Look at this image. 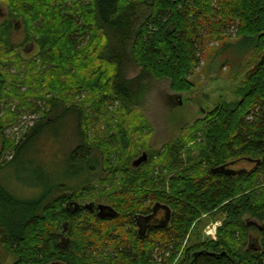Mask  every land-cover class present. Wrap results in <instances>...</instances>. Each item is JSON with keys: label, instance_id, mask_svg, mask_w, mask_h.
<instances>
[{"label": "trees", "instance_id": "obj_1", "mask_svg": "<svg viewBox=\"0 0 264 264\" xmlns=\"http://www.w3.org/2000/svg\"><path fill=\"white\" fill-rule=\"evenodd\" d=\"M0 2L13 18L0 26V109L7 108L5 119L0 116V161L5 149L10 153L0 172L24 159L21 168L31 174L28 182L9 174L15 183L0 179V236L13 264H156L158 258L172 264L194 223L210 213L225 216L219 240L189 241L176 264H264V242L261 248L247 237L255 225L241 221L245 214L264 220V0ZM17 20L40 51L27 61L8 39ZM231 38L244 53L250 51L238 101L221 102L189 128L186 139L167 145L166 177L155 176L154 169L129 175L126 165L118 164L122 151L130 150L124 124L117 127L119 138L91 143L97 138L90 139L89 114L62 100L78 87H95L103 94L91 112L112 124L105 105L134 110V81L124 76L128 64L140 68L139 79L168 81L173 93L188 94L207 43ZM49 95V111L35 108L40 117L22 139H7L6 127L31 111V100ZM68 125L67 147L53 166L45 164L35 155L38 142L60 143ZM191 141L198 155L178 161ZM239 161L253 167L237 172L231 167ZM220 168L224 171H215ZM99 171L104 179H97ZM95 181L109 190L95 188ZM26 189L31 193L24 195ZM87 197L90 202L83 205ZM99 205L107 211L100 212Z\"/></svg>", "mask_w": 264, "mask_h": 264}, {"label": "rangeland", "instance_id": "obj_2", "mask_svg": "<svg viewBox=\"0 0 264 264\" xmlns=\"http://www.w3.org/2000/svg\"><path fill=\"white\" fill-rule=\"evenodd\" d=\"M13 20V18L8 17L7 6L0 2V26L7 21ZM17 28L14 30V23L10 25L9 30V43L14 49V51L19 55V57L24 60H30L35 58L39 54V47L33 41H30L24 26L17 20ZM21 24V25H20ZM233 32V31H231ZM234 33V32H233ZM232 33V36H233ZM0 37L4 35L0 34ZM237 40L231 38V40H224L222 43L215 41H209L206 46L204 56L201 59L199 67L193 72L190 81L193 84V90L188 94H175L170 90V85L168 81H147L145 79H139L140 68L133 64H128L126 66L124 76L127 80L134 81V110L130 113L117 109L114 106L105 105L104 114L107 115L111 113L112 124H109L106 118H101L102 115L96 112L92 114L95 101L102 95V91L95 87L85 85L87 87H78L75 91L70 93V96L62 99L64 103H74L80 105L83 110L89 114V124L90 129V139H96L97 141L91 143H97L98 140L104 141L105 143H110L109 136H115L119 138L117 127L122 122L126 127V131L130 141V150L122 151L121 160L118 164L122 163L126 165V170H129V175L131 174H144L150 169H154L155 176L162 172L163 176H168L169 172L167 165L170 164L171 160L164 156V149L167 145H171L177 140L186 139L189 128H192L196 122L203 120L208 113L213 111L218 104L221 102L232 104L238 101L237 90L240 88V83L242 78L246 75L248 70V60L249 52L244 53L243 47L236 44ZM34 44L32 49L28 53H24L25 48L28 44ZM52 95L39 98L37 100H31L30 112H23L17 119V122L13 125L9 124V120L6 119L9 126L6 127L5 135L6 138L12 142H17L22 139L24 132L27 127H31L34 121H36L40 116V113L35 110V108H41V113L49 111V105L46 104V100H49ZM46 104V106H45ZM18 102H14L10 109H16ZM1 106H4L1 104ZM61 106H59L60 108ZM7 108L0 109V116L3 117ZM95 109V108H94ZM94 112V111H93ZM5 119V117H3ZM71 127V126H70ZM70 128L65 132V140H61L60 143H54L52 140H40L37 144L39 152L35 155L41 156V161L50 166L53 161H55V156L62 155L63 149L68 145L67 137L70 134ZM94 136V137H93ZM196 141H191L185 145V148L179 152L177 160L181 158L180 161L185 162L186 157H195L198 155L197 151L192 150ZM198 144V143H197ZM95 145V144H94ZM107 145V144H106ZM108 151L112 153V148L107 147ZM132 149V150H131ZM3 154V159H9L10 153L5 149ZM131 151V152H130ZM2 153V142L0 138V156ZM147 154V161L145 165L140 167H133V162L140 158L142 155ZM155 154H160L164 156H155ZM188 154V155H187ZM151 156V159L149 157ZM6 157V158H5ZM1 159V163L3 161ZM28 162V161H27ZM19 164L12 166L9 172H0V179L7 183L9 181V175H11L15 181L19 180V177H25L26 182L31 180V174L29 170L21 168V164L26 163L24 159H21ZM116 163V162H114ZM26 165V164H25ZM253 167V162H236L231 168L237 172L242 171L243 168L251 169ZM162 170V171H161ZM174 169L173 172H176ZM106 175L101 171L98 172L97 179H104ZM166 179V178H165ZM15 183V182H12ZM11 183V184H12ZM94 187L97 189L109 190L107 184L96 182ZM14 188V187H12ZM23 190L18 191L20 193ZM24 195L31 193L30 190L26 189ZM99 195L98 192L94 193ZM82 201V200H80ZM78 201V203L80 202ZM88 197L83 201V205L89 203ZM93 203L104 204L93 198ZM160 214H158L159 216ZM225 216L220 213H210L201 216L192 226L189 232V237L182 245L185 247L189 241H195L199 239L200 242L204 241H214L219 240V231L223 228V222ZM243 223H253L247 232L248 241L252 239L256 241V244L262 248L264 242V220L263 219H252L248 215H243L241 217ZM254 227V229H253ZM248 246V243H247ZM177 254L175 261L172 264H176L178 259H181V251ZM155 258L158 257L154 253ZM15 261L14 257L7 253L2 245L0 236V264H13ZM156 264H161L158 258Z\"/></svg>", "mask_w": 264, "mask_h": 264}, {"label": "water", "instance_id": "obj_3", "mask_svg": "<svg viewBox=\"0 0 264 264\" xmlns=\"http://www.w3.org/2000/svg\"><path fill=\"white\" fill-rule=\"evenodd\" d=\"M32 44L31 45H29V46H27L26 48L27 49H25V53H28L31 49H32ZM147 160V156H146V154H143L140 158H138L134 163H133V166L134 167H138L139 165H141L142 163H144L145 161ZM215 171H224V168H220V169H216ZM98 210L100 211V212H104L105 213V211H107V208L106 207H104V206H102V205H99L98 207ZM251 248L252 249H254V250H257V248L255 247V242H252V244H251Z\"/></svg>", "mask_w": 264, "mask_h": 264}, {"label": "flooded vegetation", "instance_id": "obj_4", "mask_svg": "<svg viewBox=\"0 0 264 264\" xmlns=\"http://www.w3.org/2000/svg\"><path fill=\"white\" fill-rule=\"evenodd\" d=\"M159 213H160V212H159ZM159 213H158V214H159ZM158 214H156L154 221H155L156 219H158ZM160 214H161V213H160Z\"/></svg>", "mask_w": 264, "mask_h": 264}]
</instances>
